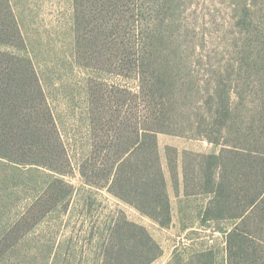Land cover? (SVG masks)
<instances>
[{
	"label": "rangeland",
	"instance_id": "1",
	"mask_svg": "<svg viewBox=\"0 0 264 264\" xmlns=\"http://www.w3.org/2000/svg\"><path fill=\"white\" fill-rule=\"evenodd\" d=\"M259 1L147 0L148 47L160 54L156 59L173 69L176 80L198 102L224 69L236 70L245 36L241 38L237 15L242 2L254 6ZM11 3L23 37L18 52L35 67L71 166H61V157L55 166L64 172L58 173L0 157V264H139L133 252L143 236L123 228V219L143 226L159 245L160 255L147 264H181L200 250H211L215 264H224L225 234L218 229L227 228L229 222L204 223L210 195L193 181H183L184 167L196 168L202 154L219 147L189 134H157L171 203L172 221L167 226L119 200L106 187L87 184L79 163L88 155L90 138L94 144L98 138L90 135V121H111L110 113L116 112L125 121H134L132 96L121 89L134 92L136 82L117 75L118 68L97 53L102 47L98 40L84 41L89 46L82 58L76 53L73 0ZM136 25H125L126 40ZM0 49L9 50L5 45ZM94 108L102 119L92 117ZM49 152L58 158L61 151L54 145Z\"/></svg>",
	"mask_w": 264,
	"mask_h": 264
},
{
	"label": "trees",
	"instance_id": "2",
	"mask_svg": "<svg viewBox=\"0 0 264 264\" xmlns=\"http://www.w3.org/2000/svg\"><path fill=\"white\" fill-rule=\"evenodd\" d=\"M73 1L76 53L82 58L87 43L98 40L102 47L97 53L118 68L116 74L136 82L134 92L121 89L132 96L134 121H125L118 112L110 113L113 117L105 123L90 121V135L98 138L95 144L90 138L88 155L79 163L84 181L106 187L167 226L172 221L171 203L156 136L163 132L204 139L219 149L202 154L196 168L184 167V184L191 180L210 195L204 223L228 220L227 228L218 229L225 234L224 264H264V0L254 6L242 2L237 26L241 38L245 36L238 66L224 69L198 102L176 80L173 69L156 59L160 54L148 47L147 0ZM132 22L136 29L126 40L124 28ZM21 42L11 0H0V45L9 48L0 49V157L63 173L56 162L62 157L61 166H71V160L35 67L18 52ZM90 112L93 118L104 117L95 108ZM54 145L61 151L58 158L49 152ZM122 227L143 236L133 252L139 264L160 255L159 245L143 226L123 219ZM181 264L215 260L211 250H200Z\"/></svg>",
	"mask_w": 264,
	"mask_h": 264
}]
</instances>
